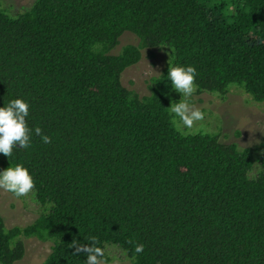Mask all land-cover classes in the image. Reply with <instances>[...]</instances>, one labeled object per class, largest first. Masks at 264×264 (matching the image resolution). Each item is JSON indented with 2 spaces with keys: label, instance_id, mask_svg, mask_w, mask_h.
Segmentation results:
<instances>
[{
  "label": "trees",
  "instance_id": "trees-1",
  "mask_svg": "<svg viewBox=\"0 0 264 264\" xmlns=\"http://www.w3.org/2000/svg\"><path fill=\"white\" fill-rule=\"evenodd\" d=\"M125 32L139 44L111 54ZM162 47L149 95L125 88L142 50ZM171 65L197 69L196 94L240 89L264 104V0L0 5V107L26 99L33 129L29 149L0 154L2 170L27 167L40 206L23 227L0 216V264L20 261L29 238L51 243L42 264H84L73 245L90 238L130 264H264V137L239 147L174 125Z\"/></svg>",
  "mask_w": 264,
  "mask_h": 264
},
{
  "label": "rangeland",
  "instance_id": "rangeland-1",
  "mask_svg": "<svg viewBox=\"0 0 264 264\" xmlns=\"http://www.w3.org/2000/svg\"><path fill=\"white\" fill-rule=\"evenodd\" d=\"M34 0H0V5L11 14L28 9ZM138 45L139 39L125 32L119 44L111 52L118 54L125 45ZM166 48L143 49L141 59L127 68L121 77L123 86L139 96L149 95V81L157 77L167 64ZM182 98V97H181ZM188 102L205 113L203 121L195 122L191 130L195 133L216 132L223 143H235L239 147H254L264 137V104L257 103L240 89H231L224 97L213 94H196ZM0 170L2 162L0 158ZM40 214V206L32 192L17 198L0 189V216L8 228L31 224ZM25 254L15 264H42L50 253L51 243L35 238L24 239ZM106 264H130V260L116 246L105 248Z\"/></svg>",
  "mask_w": 264,
  "mask_h": 264
},
{
  "label": "clouds",
  "instance_id": "clouds-1",
  "mask_svg": "<svg viewBox=\"0 0 264 264\" xmlns=\"http://www.w3.org/2000/svg\"><path fill=\"white\" fill-rule=\"evenodd\" d=\"M197 69L191 65H171L167 74L171 88L181 95V99L171 103L168 107L172 123L181 130H191L195 122L203 121L205 113L192 106L188 100L197 89ZM30 102L23 97L8 101L0 107V154L12 158L14 149H29L32 145L33 129L29 126ZM36 135L41 137L45 144L52 142L48 135L42 134V129H34ZM35 187L34 177L30 170L22 163L9 166L0 170V189L12 193L20 198L29 194ZM95 238L90 242L74 244V253L85 256L84 264H106L105 249L97 245ZM144 251V245L136 244L134 252L140 254ZM114 264L117 262L114 261Z\"/></svg>",
  "mask_w": 264,
  "mask_h": 264
}]
</instances>
